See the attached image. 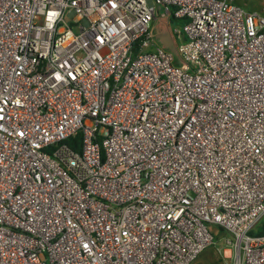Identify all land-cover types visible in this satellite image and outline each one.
Here are the masks:
<instances>
[{"label":"built area","instance_id":"1","mask_svg":"<svg viewBox=\"0 0 264 264\" xmlns=\"http://www.w3.org/2000/svg\"><path fill=\"white\" fill-rule=\"evenodd\" d=\"M234 1L0 0V264H192L223 232L264 264V15Z\"/></svg>","mask_w":264,"mask_h":264},{"label":"rangeland","instance_id":"2","mask_svg":"<svg viewBox=\"0 0 264 264\" xmlns=\"http://www.w3.org/2000/svg\"><path fill=\"white\" fill-rule=\"evenodd\" d=\"M234 3L238 4L241 8L247 11H258L264 15V0H235ZM168 29L157 23L154 29V42L157 46L161 47L165 51L172 53L174 56L177 55V45L181 43L182 38H175L171 35V30L174 27L182 25L181 20L174 18L167 19ZM175 64H179L176 60ZM264 219V216L262 217ZM260 219V221H262ZM260 222H258L259 224ZM226 235L225 232L218 236L215 244L209 246L204 250L193 262L192 264H225L228 261V251H224L223 240L220 238Z\"/></svg>","mask_w":264,"mask_h":264},{"label":"trees","instance_id":"3","mask_svg":"<svg viewBox=\"0 0 264 264\" xmlns=\"http://www.w3.org/2000/svg\"><path fill=\"white\" fill-rule=\"evenodd\" d=\"M181 22L183 23L184 20H181ZM67 142L74 148L78 149V144H79V135H77L76 137L70 138L67 140ZM262 219V218H261ZM260 223L257 224L255 226L254 229L251 230V234L254 235H262L264 234V219H262V221H259ZM222 232V231H221Z\"/></svg>","mask_w":264,"mask_h":264},{"label":"crops","instance_id":"4","mask_svg":"<svg viewBox=\"0 0 264 264\" xmlns=\"http://www.w3.org/2000/svg\"><path fill=\"white\" fill-rule=\"evenodd\" d=\"M159 22L161 23V25H163L164 27H166V29L169 30L168 26L166 25V24H168L166 20H162V21H159ZM159 22L158 21L154 22V24H153V32H154V29H155L157 23H159Z\"/></svg>","mask_w":264,"mask_h":264},{"label":"water","instance_id":"5","mask_svg":"<svg viewBox=\"0 0 264 264\" xmlns=\"http://www.w3.org/2000/svg\"><path fill=\"white\" fill-rule=\"evenodd\" d=\"M149 3L151 4L152 3V0H149Z\"/></svg>","mask_w":264,"mask_h":264}]
</instances>
